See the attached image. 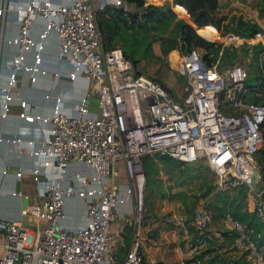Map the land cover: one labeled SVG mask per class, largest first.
Returning a JSON list of instances; mask_svg holds the SVG:
<instances>
[{
  "label": "built area",
  "instance_id": "built-area-1",
  "mask_svg": "<svg viewBox=\"0 0 264 264\" xmlns=\"http://www.w3.org/2000/svg\"><path fill=\"white\" fill-rule=\"evenodd\" d=\"M107 4L128 9L124 0H30L24 8L13 38L18 48L12 58L9 86L2 88L7 101L1 115L10 110V84L18 71H44L36 50L43 44L30 33L37 16L45 20L40 37L50 30L59 37V57L65 60L62 64H68V78L83 76L87 83L73 112L63 110L58 95L49 114H25L24 109L19 112L46 124L42 138L31 151L37 158L32 169L35 179L40 180L41 168H54L55 175L41 190L42 200H26L19 216H0V264L116 262L118 257L111 248L115 235L112 225L117 223V232L122 233L130 221L137 226L144 221L146 175L142 159L154 151L184 162L204 159L217 174L216 185L221 189L241 184L252 189L253 170L258 168L253 154L261 140L264 101L251 96L262 92L249 85L251 70L247 64L221 59L226 44L241 45L244 39L234 30H217V55L211 50L206 58L198 47L179 51L175 69L185 80L181 94L176 96L160 80L136 68L121 46L105 47L97 12ZM2 10L0 6V14ZM234 15L257 23L251 16ZM249 37L259 44L262 75L264 27ZM30 50L35 51L29 64L25 57ZM25 103L23 99L21 105L25 107ZM121 164L127 177L124 182L117 180ZM75 165L81 167L73 169ZM21 173L17 171V175ZM72 196L83 199L86 214V222L74 226L63 221L66 200ZM255 209L264 220L261 198ZM23 215H28L32 224L25 223ZM221 217L233 231L235 246L246 254L250 264H264V240L256 225L230 208ZM212 221V212L205 206L191 216L176 217L179 233L175 249L183 264H204L200 252L221 235ZM119 264H147L139 233Z\"/></svg>",
  "mask_w": 264,
  "mask_h": 264
},
{
  "label": "crops",
  "instance_id": "crops-1",
  "mask_svg": "<svg viewBox=\"0 0 264 264\" xmlns=\"http://www.w3.org/2000/svg\"><path fill=\"white\" fill-rule=\"evenodd\" d=\"M29 1L0 0V6H3L0 14V137H3L0 138V216L9 214L19 216L25 199L28 202L42 200L41 190L55 175L54 168H41L42 175L40 180H37L38 192L36 194L25 193L17 189V182L21 177L31 175V173L34 175L32 169L37 158L31 151L42 138L46 125L40 119H29L20 115L19 112L24 109L25 114H49L52 112L57 95L63 100V110L68 113L73 112L87 83L83 76H78L74 80L68 78L66 71L68 64L66 63L67 66L62 64L65 60L59 57V37L53 30H50L44 37H40L39 34L44 28L45 20L42 16H37L30 26V33L43 44L41 49L36 48V50L41 55L39 67L44 71H18L15 80L10 84L12 92V98L8 101L10 110L5 116L1 115L7 101L2 88L9 86L10 74L13 70L12 58L18 48L13 38L18 33L21 16ZM215 13L227 15V18L234 14H245L256 19L257 23L264 27V0H218ZM240 39H244V42L236 46L238 53L235 57L238 58L237 61L249 64L251 70L252 64H255V58L259 56V44L246 35L240 34ZM242 48L244 52L241 51ZM34 51L27 52L26 63H33ZM58 67L61 70L57 71ZM31 74L35 75L34 80L30 79ZM23 99L26 100L25 107L21 105ZM7 137H19L20 140L13 142ZM77 167L81 166H72L73 169ZM19 170L22 171L21 175H17ZM14 190L20 191V194H14ZM65 205L64 223L74 226L86 222L82 198L72 196L66 200ZM210 210L213 215L212 226L219 230L221 235L200 252L204 261L215 257L219 264H250L246 254L235 246L233 231L223 221L222 214L211 208ZM111 229L115 234L111 248L117 254H125L136 234L139 233L146 261L152 259L154 255H164L160 248L161 245H152L154 236L149 224L137 226L130 221L122 233L117 232V223L113 224ZM1 237L0 232V239ZM176 258L180 264H183L180 255Z\"/></svg>",
  "mask_w": 264,
  "mask_h": 264
},
{
  "label": "rangeland",
  "instance_id": "rangeland-1",
  "mask_svg": "<svg viewBox=\"0 0 264 264\" xmlns=\"http://www.w3.org/2000/svg\"><path fill=\"white\" fill-rule=\"evenodd\" d=\"M164 1L155 0L154 2L162 3ZM130 7L136 8L135 3L130 2ZM173 9L176 17L171 22L163 26L155 24L157 26L148 31L149 35L155 37L150 45L151 53L138 62L136 67L160 80L172 94L177 96L181 94V87L185 80L184 75L175 69L177 53L185 47L180 34V24L183 20H191L188 14L187 16L181 14L175 8V4H173ZM107 12L115 15L120 14L119 10L112 6L108 8ZM100 18L101 13L97 14V22ZM140 18L143 20L141 15ZM125 20L127 22L121 23L119 32L111 40L112 43L122 47L129 46L126 40L134 30L131 26L130 15L126 16ZM150 24L148 22V25ZM139 31L144 32V28ZM225 46L227 48L224 50L222 61H237L238 58L235 57V54L238 53L237 45L228 43ZM244 48H242V52H244ZM198 49L202 52L204 50L201 46H198ZM254 61L255 64L253 63L251 66V80L261 72L258 57ZM261 99H264V96L263 98L260 97ZM253 156L258 167V184L264 189L263 130L259 146ZM143 162L146 176L143 188L142 216L144 221L141 225L149 224L150 231L154 236L152 245H161V251L164 252V255H154L152 259H148L147 264H180L176 258H179V254L175 249L176 238L179 233L176 217L180 215L191 216L200 206L211 208L219 214H222L227 208L233 210L241 208L240 214L255 222L261 232V238L264 239V220L259 219L255 209L256 201L260 195L253 187L249 189L246 184H241L231 189L219 188L216 185L217 174L204 159L184 162L165 153L154 151L149 153ZM126 178L124 165L121 164L120 175L117 180L124 182L127 180ZM163 247L165 248L163 249ZM114 252L116 253V251ZM116 255L118 258L113 264H119V260L124 256V254L117 253Z\"/></svg>",
  "mask_w": 264,
  "mask_h": 264
},
{
  "label": "trees",
  "instance_id": "trees-1",
  "mask_svg": "<svg viewBox=\"0 0 264 264\" xmlns=\"http://www.w3.org/2000/svg\"><path fill=\"white\" fill-rule=\"evenodd\" d=\"M154 1L155 0H124V2L128 4V9H125L121 5L107 4L104 8L99 9L97 12V14L101 13V18L98 19L97 23L103 32V40L106 48L117 45L112 43L111 40L113 39L114 35L119 32L122 24L127 22L125 20L126 16L130 15L132 19L131 26L134 30L126 40L129 46H124L125 48L121 45L120 46L124 55L132 60L135 67L138 62L146 58L151 53L150 45L155 37L149 35L148 31L157 25H167V23L171 22V20L176 17L173 4H175V8L181 14L185 16L188 14L191 20H183L180 24V34L183 43H185L184 48L201 46L204 49L203 53L205 54L206 58H208L207 52L211 50L215 51V55L218 53L217 47L215 45L216 41L214 40L217 30H221L223 32L234 30L239 34L250 36L256 29L261 27L258 23L246 21L241 18V16L235 18V15H232L227 18V15L224 14L217 15L215 13V8L217 6L218 0H165L162 3H155ZM130 2H134L136 8L132 9L130 7ZM110 6L116 7L120 14H109L107 11ZM140 15L143 17V20L140 18ZM225 20L227 21L225 22ZM148 22L151 24L148 25ZM142 28H144V32L141 33L139 30ZM199 32L205 36L201 35ZM226 48L227 47L225 46L224 50H226ZM222 57L223 54L221 59ZM259 78L260 81H258ZM248 81L249 85L255 86L257 90L262 92V94H255L254 96H251V98L256 101H264V99L260 100V97L263 98L264 96V70L262 75L259 73L252 80L249 76ZM251 91L255 90L251 89ZM262 130L264 134V129ZM147 155L148 154L143 156L142 161ZM231 210L240 218L255 224L253 220L244 218L242 214H240L241 208H239V210ZM258 231L260 232L259 229ZM259 237L261 240H264L261 238V232ZM208 260L209 261H204V264H219L218 259L215 257H211Z\"/></svg>",
  "mask_w": 264,
  "mask_h": 264
},
{
  "label": "water",
  "instance_id": "water-1",
  "mask_svg": "<svg viewBox=\"0 0 264 264\" xmlns=\"http://www.w3.org/2000/svg\"><path fill=\"white\" fill-rule=\"evenodd\" d=\"M258 178V168H254L251 184L254 190L259 192L260 198L264 201V189H262L258 184ZM17 189L22 190V192L25 193L36 194L38 192V189L37 180L35 179L34 175L31 173V175H25L24 177H21V179H19V181L17 182ZM24 204H26V199L24 200ZM22 219L25 223L32 224L31 218L28 215H23Z\"/></svg>",
  "mask_w": 264,
  "mask_h": 264
}]
</instances>
